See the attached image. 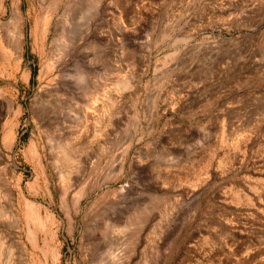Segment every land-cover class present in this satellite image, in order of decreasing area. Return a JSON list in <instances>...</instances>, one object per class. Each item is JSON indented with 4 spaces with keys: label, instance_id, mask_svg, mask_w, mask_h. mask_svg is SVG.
<instances>
[{
    "label": "rangeland",
    "instance_id": "obj_1",
    "mask_svg": "<svg viewBox=\"0 0 264 264\" xmlns=\"http://www.w3.org/2000/svg\"><path fill=\"white\" fill-rule=\"evenodd\" d=\"M93 4L0 0V264H264V0Z\"/></svg>",
    "mask_w": 264,
    "mask_h": 264
},
{
    "label": "bare ground",
    "instance_id": "obj_2",
    "mask_svg": "<svg viewBox=\"0 0 264 264\" xmlns=\"http://www.w3.org/2000/svg\"><path fill=\"white\" fill-rule=\"evenodd\" d=\"M99 1L100 0H94V9L91 14H88L90 16H88V20H87V23H86V30L84 31L83 29V32H79L77 31L76 33V40L77 38H81V36L85 37L86 36V33L88 32V29L87 27H91V25L93 26V23L94 21L96 20L97 16H98V7H96L98 4H99ZM92 2V1H91ZM86 15V14H85ZM14 24H16V27L19 29V38L17 40V44L14 45V48L17 47V50H20V49H23L22 48V42H23V37H22V26H23V23H20V18H21V11L20 9H18L16 12H14L13 14V17H11ZM87 18V17H86ZM85 18V19H86ZM78 27V26H77ZM71 32V31H70ZM75 32V31H74ZM62 33V32H61ZM73 33V32H71ZM63 36V35H62ZM71 36V34H70ZM69 36V37H70ZM95 36H92L89 41H88V47L91 46L92 48H94V45H95V40L96 38H94ZM58 38H59V34H55L54 37L51 39L52 43L54 44H57L56 42L58 41ZM74 38V37H73ZM71 40H72V37H71ZM75 40V41H76ZM73 41V40H72ZM78 41V40H77ZM75 43V42H74ZM75 46V45H74ZM57 47V46H56ZM59 48H61L59 46ZM85 62V60H83ZM78 62L75 66V81H74V86L77 88L78 87V91L80 89V91H85L86 89H89L93 86V77H95L96 75H98V70H100V65L101 64H105L108 68V70L104 69V71H102V75L103 73H107V72H111V63L106 59L105 61H102L101 59L99 60H90L89 62ZM73 69V68H72ZM73 73V72H72ZM71 73V74H72ZM70 75V74H69ZM99 76V75H98ZM70 78V76H69ZM72 78V77H71ZM106 79V78H105ZM65 80V79H64ZM72 80V79H71ZM108 80V79H107ZM70 81V80H69ZM73 81V80H72ZM66 82V80H65ZM64 83V82H63ZM67 83L69 84V82L67 81ZM66 83V84H67ZM71 83V82H70ZM96 83V82H95ZM109 83V81H108ZM121 88L125 87L127 85V80L126 79H123L121 82ZM69 86V85H68ZM119 86V85H118ZM109 90V89H108ZM108 92V91H107ZM74 97V96H73ZM72 97V98H73ZM108 98H110V95H108ZM74 99V98H73ZM71 100V99H70ZM109 102V100H108ZM111 103V101H110ZM112 104V103H111ZM66 105V104H65ZM69 106V105H68ZM67 107V106H66ZM59 146V145H58Z\"/></svg>",
    "mask_w": 264,
    "mask_h": 264
}]
</instances>
